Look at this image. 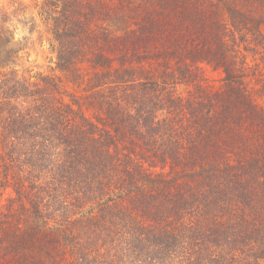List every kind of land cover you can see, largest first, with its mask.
Here are the masks:
<instances>
[{"label": "trees", "instance_id": "1", "mask_svg": "<svg viewBox=\"0 0 264 264\" xmlns=\"http://www.w3.org/2000/svg\"><path fill=\"white\" fill-rule=\"evenodd\" d=\"M46 1L59 14L51 20L66 70L78 49L126 44L116 31L196 18V0ZM205 1L219 60L237 63L240 51L220 38L256 41L264 0ZM169 52L157 76L102 73L82 103L0 101V140L16 147L0 166L28 198L4 213L18 214L10 234L29 242L13 264H115L119 253L116 264H264V83L225 67L222 90L181 97L166 79L189 69Z\"/></svg>", "mask_w": 264, "mask_h": 264}, {"label": "rangeland", "instance_id": "2", "mask_svg": "<svg viewBox=\"0 0 264 264\" xmlns=\"http://www.w3.org/2000/svg\"><path fill=\"white\" fill-rule=\"evenodd\" d=\"M190 9L196 15L191 25H186L179 15L173 14L157 21L156 27L150 25L143 30L132 29L125 35L116 31L114 36H124L126 44L117 41L115 45H102L90 51L78 49L71 54L66 70L58 66V44L53 34L54 21L51 18H58L57 11H53L46 0H0V101L5 98L11 102L10 105L22 102L27 105L33 94L34 98L42 96L51 100L54 97L59 103H82L100 75L112 69L121 71L130 66L141 77L157 76V69L162 71L161 67L166 63L163 58L170 55V50L177 57L184 56L183 64L186 70L189 69V77L179 80V72L175 68L182 64L181 60L178 63L168 62L170 69L175 71L166 82L175 95L189 97L197 95L199 90H222L225 67L232 75L250 80L249 85H255L249 79L251 75L259 77L257 86L264 83V24L259 26L260 37L256 41H251L250 35L244 41L237 33L226 31L220 39L240 53L235 58L237 63H222L219 60L220 45L214 43L210 33V5L205 0H196ZM169 46L172 47L167 48ZM242 60L246 62L242 63ZM159 63L161 65L157 66ZM234 66L239 68L234 69ZM243 68L248 74L245 73L246 77L243 76ZM7 103L1 106L8 109ZM82 109L87 116H92L91 111ZM1 113L0 109V118ZM3 122L0 119V138ZM15 148L4 147L0 140V163L3 158L10 159L16 154ZM17 183L16 176L5 175L0 166V264H13L14 255L29 244L26 239L18 241L20 237L10 234L17 233L14 220L18 214L4 217V213L9 215L19 203L26 205L24 199H28L27 195L16 190ZM120 256L119 253L118 260ZM118 260L115 259L114 263Z\"/></svg>", "mask_w": 264, "mask_h": 264}]
</instances>
